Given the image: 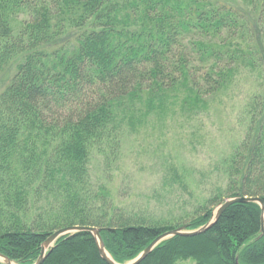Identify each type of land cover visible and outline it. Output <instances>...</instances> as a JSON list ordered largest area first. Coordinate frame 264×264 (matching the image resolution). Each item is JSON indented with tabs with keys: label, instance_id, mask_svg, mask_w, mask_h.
<instances>
[{
	"label": "trees",
	"instance_id": "trees-1",
	"mask_svg": "<svg viewBox=\"0 0 264 264\" xmlns=\"http://www.w3.org/2000/svg\"><path fill=\"white\" fill-rule=\"evenodd\" d=\"M245 75L254 91L244 133L213 168L224 189L154 219L91 179L94 152L108 168L125 133L207 112ZM0 77V254L17 264H34L46 238L71 225L99 228L126 263L166 231L206 224L223 196L264 202V0H0ZM260 216L257 203H233L139 264H264ZM46 255L42 264H107L85 231Z\"/></svg>",
	"mask_w": 264,
	"mask_h": 264
},
{
	"label": "rangeland",
	"instance_id": "rangeland-1",
	"mask_svg": "<svg viewBox=\"0 0 264 264\" xmlns=\"http://www.w3.org/2000/svg\"><path fill=\"white\" fill-rule=\"evenodd\" d=\"M253 80L249 75L241 77L221 96L222 103L207 112L192 118L175 116L125 133L108 168L104 156L93 153L91 179L108 185L114 204L128 212L170 219L191 211L195 202L226 186L225 177L213 168L244 133V98L254 91ZM171 165L182 180L169 177Z\"/></svg>",
	"mask_w": 264,
	"mask_h": 264
},
{
	"label": "water",
	"instance_id": "water-1",
	"mask_svg": "<svg viewBox=\"0 0 264 264\" xmlns=\"http://www.w3.org/2000/svg\"><path fill=\"white\" fill-rule=\"evenodd\" d=\"M238 202H253V203H257L260 206V210H261L260 234L264 235V202H263V200L258 196H256V197H248V196L228 197V198L224 199L221 203H219L214 208L213 214L211 215L210 219L203 226H201L195 230H186L185 228L181 227V228H175V229L166 231V232L160 234L159 236H157L134 259H132L126 263H122V264H139L153 250V248L156 245H158L160 242H162V241H164L170 237H173L176 235L195 236V235H198L202 232H205L208 228H210L214 224V222L218 219V217L220 216V214L222 213V211L225 208H227L229 205H231L233 203H238ZM82 231L90 232L93 235V237L96 241V244H97L99 255L107 264H121V263H117L116 261H114L113 258L111 257V255L107 252V250L104 246V243L101 239L99 228H97L95 226H91V225H71V226H67V227L58 229L55 232L51 233L46 238V240L43 242L40 255L34 264H42L45 257L47 256L46 251L48 249H49V251H51L54 243L57 241L58 238L66 235V234H72V233L82 232ZM0 259H1V262L4 264H17L16 262L12 261L11 259H9L8 257H6L2 254H0Z\"/></svg>",
	"mask_w": 264,
	"mask_h": 264
}]
</instances>
